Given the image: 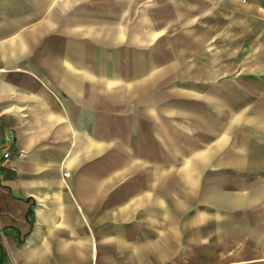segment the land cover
Masks as SVG:
<instances>
[{
  "label": "crops",
  "instance_id": "0c3cea01",
  "mask_svg": "<svg viewBox=\"0 0 264 264\" xmlns=\"http://www.w3.org/2000/svg\"><path fill=\"white\" fill-rule=\"evenodd\" d=\"M0 264H264V0H0Z\"/></svg>",
  "mask_w": 264,
  "mask_h": 264
},
{
  "label": "built area",
  "instance_id": "2783aa9c",
  "mask_svg": "<svg viewBox=\"0 0 264 264\" xmlns=\"http://www.w3.org/2000/svg\"><path fill=\"white\" fill-rule=\"evenodd\" d=\"M12 159V155L10 153H7L5 156H4V161L5 162H9L11 161Z\"/></svg>",
  "mask_w": 264,
  "mask_h": 264
}]
</instances>
